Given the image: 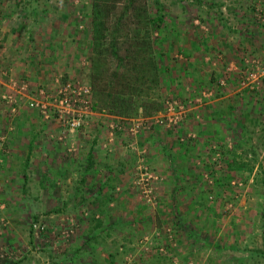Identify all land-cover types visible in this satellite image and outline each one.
Segmentation results:
<instances>
[{"label":"rangeland","instance_id":"rangeland-1","mask_svg":"<svg viewBox=\"0 0 264 264\" xmlns=\"http://www.w3.org/2000/svg\"><path fill=\"white\" fill-rule=\"evenodd\" d=\"M17 1L19 2L15 7L16 11H9L13 3H17ZM25 1L0 0V112H4L6 115L5 123L0 120V130H11L15 127L28 130L30 126L32 128L35 125L37 128L43 127L47 125V122L50 124V121H54L56 127L65 132L74 134L77 131L84 132L80 135L85 141V146H93L97 141L104 142L105 140L104 147H107L109 143L112 144L110 147L115 151L117 159H121V161L133 160L132 177L135 179L133 186L138 192L139 198L137 196L132 203L140 210L131 207L125 208L120 204L116 213L99 214L100 218L94 215L85 216L84 223L88 225L89 229L96 220L101 219L100 228L103 229L102 231L108 229L111 231V235L107 239L103 238L101 231V236H98L99 239H96L93 244L98 243L101 247L100 251L107 252L103 243L114 238L113 247L107 249L114 251L123 241L115 239H121L122 235L126 234V230L130 228L128 226H133L134 233L129 241L133 246L126 252L118 249L119 253H126V255L122 259L116 256V260L112 261L113 264H170L174 259L180 264H264V258L260 254V251L264 249V152L260 151L254 156L246 155L248 160L250 158L258 159L259 167H255L254 163L250 161H244L241 163L240 169H235L233 165H229L225 161L229 160L233 163L237 160L242 161V152H235V156L239 155L235 157L232 152H226L224 148H201L197 144L196 136L195 138L183 136L179 139L180 143L174 137L182 125H190L188 123L190 104L188 101L185 102L189 92L185 88L188 86L191 75L182 77L180 73L185 71L190 74L189 68L192 65H197L195 62H190L191 54H187L189 33L195 29L192 20L196 17L202 21L207 3L211 1L217 3L223 0H160L165 7L161 24L162 35L166 34V31H172L162 46L164 54L161 65L167 70L166 80L161 84L159 92L163 98V111L133 120L119 116L112 117V115L101 110L96 111L91 107V88L87 83V56L90 49V0H43L45 2L44 10L37 16V23L31 18L32 16L30 17L32 26L25 22V20L29 21L28 19H19L20 16L27 17L26 15L29 13L30 6H19ZM149 10L151 14L155 13L153 6H150ZM253 10L260 12L255 6ZM11 13L17 18L9 17ZM17 23L19 24L18 37L13 40H7L5 37L2 39V29L4 32L11 27H17ZM180 33L183 40H180ZM200 33L202 32L198 34ZM155 37H157V31L153 33V38ZM169 43H172L171 50L168 49ZM249 58L254 59L253 57ZM200 64V67L204 69L202 67L204 61ZM66 84L81 89L87 88L89 91L86 108L76 107L83 122L78 129L73 131L63 127L53 110L51 104L53 99L48 98ZM180 84H182L181 91L178 90ZM219 85L220 81L215 87L221 88L222 86ZM202 89H200L202 94H198L201 98L205 94V90ZM213 89L216 91L215 88ZM40 91L46 96L40 94ZM13 98L17 99V104L13 103ZM32 100L42 101L46 104L45 113L30 107L29 104ZM14 110L18 117L33 113L34 119L29 121V117H26L25 120L16 121L11 116ZM160 121L162 122L160 123ZM154 127L156 128L154 129ZM164 131L167 133L164 134ZM161 132L168 136V140L164 141L163 138L157 137ZM97 136L100 137L97 138ZM55 140L61 141L57 137ZM200 140L204 142L203 139ZM3 141L0 134V143ZM206 141L208 139L204 144H207ZM186 145L190 148L184 152L182 146ZM196 145L200 147L197 152L194 149ZM160 147L167 151H173V149L177 151L167 152L163 155ZM179 147L183 149L180 152ZM191 148L193 149L190 150ZM152 151L157 155L156 153L151 155ZM162 161L177 162L175 166L165 170L167 176L194 181L193 184H189L187 181L182 185H175V187H182L183 191L194 194L197 202L191 204L200 207L201 210L195 208L192 213L186 211L184 214L183 212L185 216L181 214L174 216L168 212L166 214L162 212V206L172 205V203L168 204L159 200L154 193L162 182L153 181V177L159 175L160 171L155 168V165ZM143 166L144 168H142ZM144 171H147L149 175L141 178ZM149 176L150 180L144 183L146 177ZM136 182H140V184ZM16 183V181L15 183L10 182V179L5 177L0 185V197L16 196L20 185ZM30 186V182H27L26 187ZM22 201L23 203H19L12 198L9 200L0 198V235L9 236L10 231H13V235L19 239L18 243L21 242L19 246L9 249V252L17 250L15 254L18 253L19 257L14 254L12 258L2 259L1 262L5 261L9 264L14 263L13 261L17 262L23 259V255L27 253L34 259H38L39 264L110 263L109 261L102 263L101 257L99 263L95 262L97 259L94 254L98 252L96 247L94 250L96 252L93 254L85 248H79L77 252H70L72 246L67 249L63 248L64 245L63 247L61 244L59 246L58 242L61 241L59 239L63 240V244H69L71 237L74 240V237L80 233L79 228H76L78 221L74 215L59 220L60 215L43 212L47 206L46 201L40 200L37 203ZM104 202L106 204L108 200H104ZM177 202L184 204L182 201ZM85 203L89 205L90 201ZM159 206L161 207L159 208ZM197 210L198 213H196ZM157 211H159V215ZM182 218L188 220L187 225L180 224ZM161 221H164L161 227H165V229L172 228V224L178 222L181 226L180 230H182L180 232L182 234L179 235L180 241L183 238L185 243L178 246L180 241H174L173 229L163 231L160 234L162 239L160 236L159 240L153 238L157 237V234L152 232L157 223ZM170 221L174 222L170 224ZM113 222L115 225L110 228L109 226L113 225ZM55 223L63 225V231L57 235L60 237L59 239L53 232ZM34 225L36 227L43 226L44 230L34 228ZM13 227L17 230L18 227L24 228H21V232L15 233ZM196 228H201L203 231L196 232ZM51 239L54 240L52 243L49 242ZM109 242L111 243V241ZM73 246L75 247V245ZM160 248L163 252L159 251ZM25 260L24 258L23 261Z\"/></svg>","mask_w":264,"mask_h":264},{"label":"crops","instance_id":"crops-1","mask_svg":"<svg viewBox=\"0 0 264 264\" xmlns=\"http://www.w3.org/2000/svg\"><path fill=\"white\" fill-rule=\"evenodd\" d=\"M18 2H14L9 11H16L15 7ZM224 2L226 3L224 4ZM252 6H255L260 12L254 11ZM26 16H20L19 19H28L29 21L25 20V22L32 25L29 13ZM9 17L17 18L13 13ZM192 21L195 24V29L189 33L191 38L189 37L187 54H191L190 62H195L197 65H192L189 68L191 79L185 88L189 92L186 95L187 99L185 102L188 101L190 104L188 113V119L190 120H188V123L190 125H182L174 137L180 143L179 139L183 138V136L185 138L189 136L195 138L196 136L197 144L201 148H224L226 152H232L233 156H235V152H242V161L237 160V162L233 163L226 160L225 162L234 167H239L242 162L250 161L254 163L255 167H259L260 161L258 159L250 158L248 160L246 155L254 156L260 151L264 152V83L255 89L243 88L240 84V76L244 71L245 61L250 59L249 57L264 60V0H223L217 3H212L211 1L207 3V9L202 21L196 17ZM18 25L17 23V27H11V29L4 32L2 29L1 38L5 37L7 40L17 38ZM199 32L202 33L198 34ZM181 33L179 37L180 40H183ZM179 50L181 52V49ZM199 61L200 63L204 61V66H202L204 69L200 67ZM180 74L184 77L183 72ZM221 79L224 84L219 85L222 86L221 88L218 86L216 88L215 85ZM181 85L178 87L179 91H181ZM200 89L205 90L203 98L198 95L201 93ZM12 101L17 104V99L13 98ZM13 112L11 116L16 121L25 120L26 117H29V121H32L33 113L18 117L15 114V110ZM5 116L4 112H0V120L2 122H4ZM49 123L47 122L46 126L38 128L35 125L34 129L30 126L28 130L21 127H15L11 130H0V134L4 139L3 143H0V185L5 177H8L10 182L15 183L16 181V184H20L16 196H3V198H0L8 200L12 198L19 203H23L22 200L31 203H37L40 200L46 201L47 206H45L46 209L43 212L50 215H60V218L58 217L59 220H63L69 215H74L78 221L76 228H79L80 233L78 232L79 234L74 237V240L71 237L70 243L67 242L69 244H63V240L57 236L63 231L62 223H58V225L55 223L53 232H55L56 238L61 240L58 242L59 246L60 244L61 247L64 245V249L72 246L70 252H77L79 248L88 249L93 254L96 251L101 252V247L98 243L93 244V242L99 239L97 237L101 236L102 232L103 238L107 239L111 235V231L110 229L102 231L103 229L100 228V225H102L101 219L96 220L95 224L89 229L88 225L84 223L86 220L85 216L94 215L100 218L99 214L107 213L110 215L116 213V209L120 204L125 208L131 207L138 211L140 210V208L134 207L132 203L138 196V192L133 186L135 185V179L132 177L133 160L121 161V159H117L115 151L110 147L112 144L109 143L107 147H104L105 140L104 142L97 141L93 146H85V141L80 135L84 134V132L77 131L75 134L65 132L56 127L54 121ZM166 133L164 131V134ZM154 134L156 135V133ZM164 134L161 132L157 137H161L166 141L168 136ZM74 135H77V137H74ZM56 137L61 141L65 138V141L57 142L55 140ZM99 137L97 136V138ZM200 139H203L204 142ZM207 139V144H204ZM161 143L165 144L164 142ZM182 147L184 152L190 148L187 145ZM200 147L196 145L195 151L200 150ZM160 149L163 155L167 154V152L173 153L177 151L174 149L173 151H167L162 149V147ZM183 149L179 147V152ZM152 153L156 152L152 151L151 155ZM176 164V161H162L155 165V168L160 171L159 175L153 177V181L162 182L153 191L159 200H163L164 203L167 202L168 204L172 203L170 206H159V208L161 207L163 209L162 212H165V214L168 212L174 216L183 215V212L185 214L186 211L187 213H192L195 208L201 210L200 207L191 204L197 202L194 194L183 191L182 187H175V185H182L183 182L186 183L187 181L189 184H193L194 181L180 180L181 177L167 176L165 170ZM148 175L147 171H144L141 178ZM149 180L150 176L146 177L144 183ZM27 182L31 184L29 188L26 187ZM136 183L140 184V182ZM104 200H108V202L105 204ZM86 201H90L89 205L85 203ZM176 201H182L184 204L176 203ZM184 206L186 207L184 208ZM198 210L196 213H198ZM157 213L158 215L160 214L159 211ZM180 220L182 226L187 225L188 220L186 221L184 218ZM172 222L174 221H170V224ZM115 223L113 222V225L109 227L113 228ZM162 223L164 221L157 223L152 232L155 235L157 234V237L153 238L159 240L160 236L162 239L163 237L160 234L163 231L173 229L174 241H180L179 235L182 234L180 233L182 230H180L181 226H179V223L172 224V228L169 229L161 227ZM129 224L132 225L133 223ZM128 227L130 228L126 230V234L122 235L121 239H115L116 241L123 240L117 248L121 249V251L124 250V252L129 251V248L133 246L129 241L132 239L134 229L133 226ZM18 228L17 230L13 227L15 233L21 232L24 227ZM199 231L202 232L203 229L196 228V232ZM181 239L178 246L181 243H185L183 238ZM18 241L19 239L13 235V231H10L9 236L0 235V264H9L1 261L14 256L17 250L9 252V249L19 246L21 242L18 243ZM53 241L51 239L49 242L52 243ZM66 241L68 240L66 239ZM109 241L105 243L101 241L107 252H96L94 257L97 260L95 262L99 263L100 257L102 263H104L106 261H115L116 256L122 259L126 255V253H119L118 249L108 251L107 249L113 247L114 238H110ZM95 247L97 248L96 251H94ZM15 255L17 256L18 253ZM22 258L17 262L13 261L14 263L11 264H39L38 259H34L32 255H27V253ZM24 258L26 259L25 261H23Z\"/></svg>","mask_w":264,"mask_h":264},{"label":"trees","instance_id":"trees-1","mask_svg":"<svg viewBox=\"0 0 264 264\" xmlns=\"http://www.w3.org/2000/svg\"><path fill=\"white\" fill-rule=\"evenodd\" d=\"M25 3L19 6H30L29 16L36 20L45 2ZM150 6L155 9L154 14L150 13ZM164 12L160 0H90L87 83L91 88L92 109L126 119L163 111L159 92L167 70L161 65L162 46L172 33L166 31L162 35ZM155 31L157 37L153 38ZM168 49H172V43ZM260 254L264 258V249Z\"/></svg>","mask_w":264,"mask_h":264},{"label":"built area","instance_id":"built-area-1","mask_svg":"<svg viewBox=\"0 0 264 264\" xmlns=\"http://www.w3.org/2000/svg\"><path fill=\"white\" fill-rule=\"evenodd\" d=\"M245 63V68L243 69L244 71L240 76V84L243 88L255 89L264 83V60L254 58L245 61ZM223 84L224 81L220 80V85ZM40 94L46 96L42 91H40ZM88 94L89 91L87 88L81 89L80 87L66 84L61 86L55 94H51L48 97L50 100L53 99L51 104L53 105L52 107L57 119L63 124V127L69 131L78 129L81 126L83 120L81 115H78L77 108H86L88 104ZM45 105L46 104H44L42 101L37 100H32L29 104L30 107L40 110L43 113H45L46 110ZM161 122L162 121H160V123ZM136 128H138V125H136ZM34 228H37L41 231L44 230V227H39V225L38 227L34 225ZM159 251L163 252L162 248H160ZM170 264L180 263L174 259Z\"/></svg>","mask_w":264,"mask_h":264}]
</instances>
